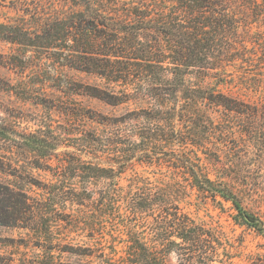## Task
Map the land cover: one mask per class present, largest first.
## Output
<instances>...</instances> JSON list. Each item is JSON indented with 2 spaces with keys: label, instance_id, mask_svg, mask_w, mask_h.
<instances>
[{
  "label": "rangeland",
  "instance_id": "rangeland-1",
  "mask_svg": "<svg viewBox=\"0 0 264 264\" xmlns=\"http://www.w3.org/2000/svg\"><path fill=\"white\" fill-rule=\"evenodd\" d=\"M42 1L51 12V2L55 1L60 9L68 3ZM226 1L239 16L240 32L249 40L251 49L244 57L234 54L242 60L228 67L233 75L220 92L253 105L261 104L264 0ZM25 19L28 26L40 21L24 14L23 0H0V25L18 24ZM55 28L51 30L52 38L56 37L51 40V47L46 46L49 42L44 35L35 38L36 46L0 38V127L7 128L0 134V166L3 165L0 180L39 199L42 209L36 228L0 225V264H119L116 259L122 254V243L117 238L108 234L110 241L103 249H96L99 235H88L91 221L101 219L108 222L109 228L121 221L118 214L102 218L95 207L75 204L69 199L74 187L81 191L88 187L95 198L99 197L105 181L93 178L88 183L83 179L81 182L79 176H73V167L78 161H114L109 155L114 157L117 146L113 138L118 128L132 135L122 140L121 149L132 153L134 163L123 174V185L128 184L133 170L152 180L181 174L174 172L172 163L160 165L154 161L176 154L184 134L189 154L200 160L213 179L227 184L258 223L248 224L237 218V209L231 202L220 197L213 200L189 187L180 205L212 231L213 244L217 246L213 264H264V135L258 139L244 133L248 122L253 120L244 114L228 117L229 112L226 115L223 107L207 105L195 112L190 122L178 116L175 126L168 121L167 126L159 129L154 125L159 113L156 111L159 99L155 101V95L171 100L183 91H149L146 85L134 91L122 81L73 67L68 59V39L65 40L61 28ZM251 39L257 41L255 47L250 44ZM142 127L155 129L145 141H141L139 134ZM31 134L51 145L49 158H45L42 150L23 143ZM10 158L14 160L12 167L8 163ZM93 209L96 213H91ZM74 216L79 226H72ZM152 221L156 219L150 217L145 225L150 226ZM102 252L105 256H101ZM163 260L165 264H189L176 251L166 254Z\"/></svg>",
  "mask_w": 264,
  "mask_h": 264
},
{
  "label": "trees",
  "instance_id": "trees-1",
  "mask_svg": "<svg viewBox=\"0 0 264 264\" xmlns=\"http://www.w3.org/2000/svg\"><path fill=\"white\" fill-rule=\"evenodd\" d=\"M67 2L64 5L67 7L62 9L55 1L51 2V12L47 11L50 7L42 0H23L24 14L40 19L38 25H26L27 19L23 20L24 23L0 25V38L36 46L35 38L44 35L49 42L46 46L51 47V40H56V37L52 38L51 30L56 26L55 29L61 28L64 32L65 40L68 39V59L73 67L113 81H122L126 86H132L134 91L144 85L149 91H183L180 95L175 94L171 100L163 98L164 95H155V101L159 99L156 109L159 113L154 125L159 129L167 126L168 121L175 126L178 116L190 122L195 112L202 111V107L208 105L223 107L226 115L229 112L228 117L230 114L235 117L244 114L253 120L252 123L248 122L244 133L258 136V139L261 134L264 135V102L253 105L220 92L227 86L223 84L231 81L228 77L233 75L228 67L242 60L241 57H234V54L244 57L251 49L248 47L249 40L240 32L242 23L239 16L226 0ZM254 42L257 41L253 40L250 44L253 43L255 47ZM6 130V127H0V134ZM139 131L142 132L139 133L141 141H145L155 129L142 127ZM131 136L130 132L121 128L115 132L113 141L117 146L116 151L114 157L109 155L114 161H78L73 167V176H79L81 182L82 179L88 183L98 178L106 184L98 198L88 187L82 191L74 187L70 201L95 207L102 218L113 213L121 219L118 224H110L115 231L101 219L90 222L88 235H99L95 238L96 249L105 247L110 241L109 234L122 243V254L116 259L119 264H165L163 258L172 251L179 252L189 264H213L217 246L213 244L212 231L199 224L180 205L189 187L196 188L213 200L220 197L231 202L237 209V218L258 225L234 191L227 184L213 179L200 160L189 154L184 134L179 144L181 148L177 149L176 154L156 159L158 161L151 159V162L153 160L160 165L172 163L174 172L181 174L166 180H152L133 170L128 184H121L125 171L134 167V163H131L132 153L121 149L124 144L122 140ZM23 143L42 150L45 158H49L48 151L52 147L46 140L31 134L25 137ZM8 163L10 167L14 166L12 158ZM40 203L27 191L0 180V225L36 228L39 211H42ZM91 213L96 212L93 209ZM150 217L156 222L152 221L147 227L145 224ZM77 220L74 216L73 227L79 226ZM46 228L49 230L48 226ZM101 256H105V253L102 252ZM107 262L110 263L109 258Z\"/></svg>",
  "mask_w": 264,
  "mask_h": 264
}]
</instances>
